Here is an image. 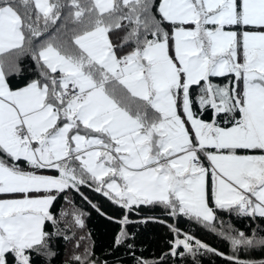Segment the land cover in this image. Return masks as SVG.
Wrapping results in <instances>:
<instances>
[{
  "label": "snow or ice",
  "instance_id": "snow-or-ice-1",
  "mask_svg": "<svg viewBox=\"0 0 264 264\" xmlns=\"http://www.w3.org/2000/svg\"><path fill=\"white\" fill-rule=\"evenodd\" d=\"M26 57L38 77L11 90ZM193 86L211 122L194 112ZM82 186L129 211L264 220V0H0V264L50 260L52 237L71 241L84 213L62 229L51 208L74 203L68 192L92 204ZM171 230L173 256L182 246L264 264L238 255L264 246L255 230L220 233L232 256Z\"/></svg>",
  "mask_w": 264,
  "mask_h": 264
},
{
  "label": "trees",
  "instance_id": "trees-1",
  "mask_svg": "<svg viewBox=\"0 0 264 264\" xmlns=\"http://www.w3.org/2000/svg\"><path fill=\"white\" fill-rule=\"evenodd\" d=\"M160 0H155L156 9H158ZM157 18L159 13L157 11ZM116 43V37H111ZM20 75H11L7 77L10 88L17 89L25 86L30 80L38 77L36 66L30 57L23 58L20 62ZM222 78H214V82H220ZM198 89L193 86V110L197 112L198 118L205 121H211L208 112L199 109L197 101ZM220 126L225 125L223 120L219 121ZM206 163V161H205ZM84 196L92 204L97 205L99 211L92 207L88 201L84 200L79 193L68 192L70 200L74 203L70 204L64 200L63 195L54 203L51 208L52 213L59 221V227L64 228L65 222L72 221V213H84L81 217L84 221V228H78L73 224L69 235L75 233L71 241H65L60 236L52 237L49 241L50 250L55 255L49 260L45 256H37L31 253L32 264H78L70 256V246L73 240L84 237L87 248L90 250L89 256L95 264H137V258L142 257L149 264L159 262L164 256L161 264H230L223 256L216 255L214 252H207L204 249L195 251L194 253L185 252L183 247L177 248V255L173 256L170 249L173 247L172 242L177 238L171 230L173 227L179 228L181 236L188 233L200 240L208 247L215 249L219 253L226 256L235 255L232 251L229 240L225 239L221 232L231 235H237L244 232L247 236L253 235L256 231V239L264 237V220L259 217L252 219L249 217H239L234 212H220L217 210L216 218L211 222L197 223L189 220L187 217H173L169 215L160 205H140L133 206L129 211L114 204L106 197L94 192L89 187L82 186L80 189ZM63 208L69 215L61 219L60 210ZM127 217L128 223H121ZM215 228L216 231H212ZM46 232H52L51 222H46ZM121 233L126 234L123 243L116 244V238ZM81 240V239H80ZM133 244L134 247L129 250L126 245ZM179 253H183L180 255ZM167 254V255H165ZM242 260H264V246H257L245 252L243 248L238 253Z\"/></svg>",
  "mask_w": 264,
  "mask_h": 264
},
{
  "label": "rangeland",
  "instance_id": "rangeland-1",
  "mask_svg": "<svg viewBox=\"0 0 264 264\" xmlns=\"http://www.w3.org/2000/svg\"><path fill=\"white\" fill-rule=\"evenodd\" d=\"M79 240L80 241V246L79 247H76V241ZM77 240H73V242L71 243V246H70V256H73V255H82L84 253V249L87 248V244L85 242V240H80V239H77ZM91 262H93L90 257H88V261L86 262V264H91Z\"/></svg>",
  "mask_w": 264,
  "mask_h": 264
},
{
  "label": "crops",
  "instance_id": "crops-1",
  "mask_svg": "<svg viewBox=\"0 0 264 264\" xmlns=\"http://www.w3.org/2000/svg\"><path fill=\"white\" fill-rule=\"evenodd\" d=\"M24 87V86H23ZM20 88H22V87H20ZM17 89H19V88H17ZM17 89H13V90H17ZM12 90V89H11ZM206 122H211V121H206ZM206 161V160H205ZM208 162L206 161V164H207Z\"/></svg>",
  "mask_w": 264,
  "mask_h": 264
}]
</instances>
